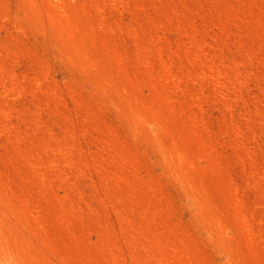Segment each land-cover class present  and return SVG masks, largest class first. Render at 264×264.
Listing matches in <instances>:
<instances>
[{
	"label": "rangeland",
	"instance_id": "rangeland-1",
	"mask_svg": "<svg viewBox=\"0 0 264 264\" xmlns=\"http://www.w3.org/2000/svg\"><path fill=\"white\" fill-rule=\"evenodd\" d=\"M0 264H264V0H0Z\"/></svg>",
	"mask_w": 264,
	"mask_h": 264
}]
</instances>
